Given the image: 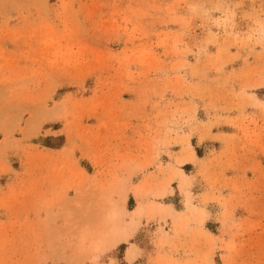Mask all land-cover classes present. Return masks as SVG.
Returning a JSON list of instances; mask_svg holds the SVG:
<instances>
[{"label": "rangeland", "instance_id": "374dc122", "mask_svg": "<svg viewBox=\"0 0 264 264\" xmlns=\"http://www.w3.org/2000/svg\"><path fill=\"white\" fill-rule=\"evenodd\" d=\"M0 264H264V0H0Z\"/></svg>", "mask_w": 264, "mask_h": 264}, {"label": "crops", "instance_id": "0c3cea01", "mask_svg": "<svg viewBox=\"0 0 264 264\" xmlns=\"http://www.w3.org/2000/svg\"><path fill=\"white\" fill-rule=\"evenodd\" d=\"M140 256H141V254H139ZM136 256V257H134L133 259H132V262H134V261H136L140 256Z\"/></svg>", "mask_w": 264, "mask_h": 264}, {"label": "bare ground", "instance_id": "6f19581e", "mask_svg": "<svg viewBox=\"0 0 264 264\" xmlns=\"http://www.w3.org/2000/svg\"><path fill=\"white\" fill-rule=\"evenodd\" d=\"M140 212V211H139Z\"/></svg>", "mask_w": 264, "mask_h": 264}]
</instances>
